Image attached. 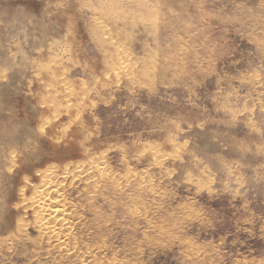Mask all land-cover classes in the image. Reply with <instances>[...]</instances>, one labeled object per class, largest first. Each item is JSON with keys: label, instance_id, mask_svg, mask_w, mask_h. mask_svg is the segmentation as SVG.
Listing matches in <instances>:
<instances>
[{"label": "rangeland", "instance_id": "1", "mask_svg": "<svg viewBox=\"0 0 264 264\" xmlns=\"http://www.w3.org/2000/svg\"><path fill=\"white\" fill-rule=\"evenodd\" d=\"M72 1L0 0V129L32 133L0 134V264H264V0ZM100 154L68 252L9 239L24 183Z\"/></svg>", "mask_w": 264, "mask_h": 264}, {"label": "bare ground", "instance_id": "2", "mask_svg": "<svg viewBox=\"0 0 264 264\" xmlns=\"http://www.w3.org/2000/svg\"><path fill=\"white\" fill-rule=\"evenodd\" d=\"M62 1L71 2V5L69 4L67 5V9H66L67 12L71 11L72 6L75 5L77 7V5L72 0H62ZM56 6L57 5H55V7ZM47 11L48 10H46L45 13H47ZM54 20L55 21L47 23V26L49 28L48 31L54 34L55 38H59L60 40H62L63 37H66L65 36L66 33L70 32L71 25H69V27L63 30V28L59 26L58 20L56 18ZM96 20L97 19L93 20L95 26L99 25L100 27L101 24H99L97 22L98 20L97 21ZM69 22L70 20L67 19L66 23ZM103 27L100 28V31L98 30L99 31L98 33H100L104 37V39L107 40L109 34H107L106 30H104ZM119 47L120 46H118V48ZM121 54L116 55L115 59L116 60L118 59L119 62L113 68V71H115L116 73L118 72L124 74L126 72V68L124 64L125 62L123 63L121 59L125 57V54L122 55ZM114 56L115 55L113 54L112 58ZM118 76L119 75H117L116 78ZM24 127L25 125L18 123L11 130H6L5 128H1L0 134H2V136L7 134H10L12 136L17 135L18 134L17 129L20 130L21 133H28L29 135L32 134L30 133L29 130H25ZM14 156L15 155H10L9 157L10 161L14 160ZM90 158L91 157L85 159L83 162L80 161L67 162L61 166H58L55 163H50L49 165H47L45 168H43L41 171L38 172V186L31 185L30 183H24L21 186L19 193H21V191L24 192L26 189H32L31 193L33 194V196L31 197V205H30L32 216L30 222L22 218L21 219L18 218L15 221L16 222L15 233L9 236L10 240L14 241V239L16 237H19L20 234H25L26 229L28 228L34 230L35 233L38 234L37 236H39V238L41 239L43 238L44 241H47L51 244L54 243L55 245L57 244L59 246V249L62 250V252L65 253L69 251L68 245L65 243V241L68 240V238L71 236V231H72L71 226L73 223L70 221V214L72 210L66 205L65 202V198L67 196L65 183L71 185H81V188L79 190V193L81 194L86 192L87 190H90L89 188L94 187L95 184L105 181L108 177V169L106 165L105 156L100 154L99 156H94V158L91 159ZM90 193H91L90 197H92L94 191ZM3 242L4 240L0 239V245ZM47 246H49V244Z\"/></svg>", "mask_w": 264, "mask_h": 264}]
</instances>
